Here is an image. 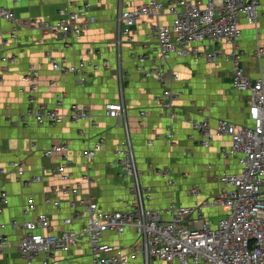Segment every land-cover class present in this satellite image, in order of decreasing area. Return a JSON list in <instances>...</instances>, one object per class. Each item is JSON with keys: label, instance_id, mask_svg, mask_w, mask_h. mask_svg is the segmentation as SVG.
<instances>
[{"label": "crops", "instance_id": "obj_1", "mask_svg": "<svg viewBox=\"0 0 264 264\" xmlns=\"http://www.w3.org/2000/svg\"><path fill=\"white\" fill-rule=\"evenodd\" d=\"M148 0H0V7L10 9L16 23L0 21V34L7 42L0 41V191L7 194V204L0 201V223L7 225L12 220H30L37 213L48 216L51 232L63 229L61 220L70 215L67 196L56 194L58 188L75 187L82 175H88L90 183L82 185V194L91 195L105 210H118L129 200V183L119 176L117 167L108 163L115 160L114 151L125 137L127 127L136 166L141 172L140 182L151 193L146 207L159 211L170 204L180 206L199 205L219 189V179L226 172H234L237 162L234 157H223L221 151L230 146L226 136L215 137L208 148L200 145V135L192 121L208 118L211 128L218 119L240 125L247 124V96L234 90L230 84V65L221 58L215 64L199 63L190 59H171L172 68L179 74L174 90L178 93L175 120L166 118V111L158 104L161 96L159 85L153 79H146L144 72L158 65L156 53L150 43L147 56L142 55L141 46L151 31L152 22L143 19L134 28L132 41L116 46L119 8L127 9ZM167 3L169 0H161ZM195 1V0H193ZM90 5L89 13L96 19L78 41L68 48L55 34L31 24L32 21L55 23L57 10L67 7L75 11L83 4ZM171 17L160 19L162 24L170 23ZM241 36L237 41L240 64L250 79L264 81V57L256 60L252 53L257 46L264 47V0H259L255 26L240 19ZM16 35L11 41L10 35ZM227 44H221L222 52L229 51ZM52 55L56 63L78 70L81 60L82 73H86L84 85L78 83L80 72L59 74L52 70L47 56ZM2 57L14 63H3ZM144 57V58H142ZM107 61L109 70L93 71L91 66ZM85 65V67H84ZM33 66L37 71V89L32 95L21 77ZM25 93L19 94L18 89ZM60 97L63 106L58 110L62 119L57 123H36L25 116L27 110L37 105L55 107ZM121 103L125 109L124 124L105 118L107 104ZM73 105L84 107L92 120L71 123L67 119ZM145 111L147 118L140 120L138 113ZM141 121V123H139ZM170 132L173 139L166 137ZM68 143L70 146L71 168L67 181L53 172L58 163L56 157L44 158L42 152L55 144ZM101 142L103 150L96 154L88 168L83 153L92 144ZM150 142V145L148 144ZM10 161H20L25 168L23 178L8 167ZM35 176L41 182L23 183ZM171 178L175 186L170 188L165 178ZM197 187L199 193L190 195L189 190ZM56 194V195H55ZM61 201L55 208L45 205V198ZM33 200L34 212L23 216L28 202ZM0 235L9 237L12 248L0 256V264H23L15 249L19 233L6 227ZM106 243L120 249H128L135 243L132 229L121 237L107 233ZM37 257L34 264H40ZM86 245L82 244L68 253H57L50 264H89ZM139 259L136 264H139ZM151 264H166L152 260Z\"/></svg>", "mask_w": 264, "mask_h": 264}, {"label": "built area", "instance_id": "obj_2", "mask_svg": "<svg viewBox=\"0 0 264 264\" xmlns=\"http://www.w3.org/2000/svg\"><path fill=\"white\" fill-rule=\"evenodd\" d=\"M18 2L13 0L14 4ZM89 8L88 3L75 11L61 8L57 10L58 20L55 23L35 20L31 24L58 35L68 48L71 42L80 40L96 23ZM258 9L259 0H169L167 3L148 0L127 9L119 8L117 48L123 41H132L134 28L143 19L152 22L151 31L145 36L141 48L142 55L147 56L145 52H149V44L153 43L151 50L156 53L158 65L145 71L144 77L155 80L159 85L161 96L158 104L165 109L169 120L176 119L178 93L174 85L179 81V74L170 64L171 59L215 64L223 58L229 63L231 87L247 96V124L236 125L218 119L215 128H211L208 118H204L192 121L191 126L199 133L203 148H208L215 137H228L229 149L221 153L223 157H234L237 169L224 173L219 179L218 191L199 205L180 206L172 202L163 210L168 218H163L159 211L146 207L150 189L140 182L141 172L136 166L124 125L125 137L114 151L115 160L108 165L110 168L117 167L119 176L128 181L129 200L118 210L101 208L93 196L82 194V185L90 183L88 175L84 174L75 187L56 190V194L67 196L71 209L70 215L61 220L63 229L58 233L51 232L49 218L44 213H37L30 220H12L7 225L0 223V231L9 227L19 233L15 249L23 264H34L37 257H41L40 264H50L57 253H68L82 244L88 249L89 264H136L138 259L139 264H151L152 260L166 264H264V81L253 80L246 75L236 46L241 36L240 19L255 26ZM164 16L171 17L170 23L160 22ZM0 21L16 23L11 10L4 7H0ZM9 38L15 41L16 35L12 33ZM3 39L0 34V41L6 43L7 40ZM221 44H227L229 51L222 52ZM252 56L261 61L264 47L257 46ZM47 60L52 70L59 74L81 71L78 83L84 85V60L80 61L78 70L58 65L52 55H48ZM1 61L14 63L15 57H2ZM91 68L93 71L109 70L110 65L103 61ZM20 81L28 86L27 92L32 95L37 89L36 69L30 66ZM18 93L23 94L25 90L20 88ZM62 106L58 97L55 107L37 105L27 110L25 116L32 117L38 124L57 123L62 119L58 112ZM124 111L121 103L114 102L105 106L103 116L120 125L124 124ZM138 116L144 120L147 113L140 111ZM67 119L77 123L90 121L92 116L86 108L73 105L69 108ZM92 123L97 125L96 120ZM166 137L173 139L170 132ZM102 150V143L97 142L84 151L86 168ZM70 151L69 144L64 142L42 152L44 158L58 159L53 172L64 181L70 177ZM8 167L17 178H23L25 168L20 161H10ZM3 174L4 170H0V175ZM41 180L40 176H35L23 185ZM165 183L170 188L175 186L169 177L165 178ZM198 193L197 187L189 190L190 195ZM0 201L3 205L7 204L5 191H0ZM44 203L55 208L61 205L60 200L51 197L45 198ZM34 210V202L30 200L22 209V214L25 217ZM127 229L133 230L136 240L126 250L103 240L107 233L121 237ZM11 248L9 237L0 235V256Z\"/></svg>", "mask_w": 264, "mask_h": 264}]
</instances>
